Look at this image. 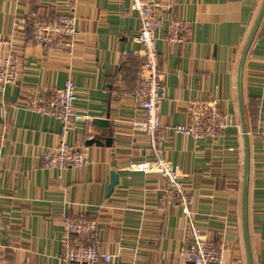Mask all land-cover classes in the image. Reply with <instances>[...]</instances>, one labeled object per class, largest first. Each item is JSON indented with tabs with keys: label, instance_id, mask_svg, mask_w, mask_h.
<instances>
[{
	"label": "crops",
	"instance_id": "1",
	"mask_svg": "<svg viewBox=\"0 0 264 264\" xmlns=\"http://www.w3.org/2000/svg\"><path fill=\"white\" fill-rule=\"evenodd\" d=\"M263 0H175L169 18L188 26L185 43L168 41V21L155 32L166 99L161 105L163 155L189 196L162 204L166 181L135 169L152 158L134 98L143 58L137 14L128 0H0V63L19 54L14 85L0 84V264H63L64 225L96 222L91 241L110 264H190L180 253L188 223L223 248L224 264H264V15L245 55L241 97L248 144L246 243L243 227L244 139L238 62ZM73 14L72 53L30 42L33 27ZM74 82L82 117L63 134L60 122L30 111L26 100ZM216 101L226 115L215 139L195 142L173 131L190 104ZM106 119L109 128L94 126ZM63 135L86 149L84 168H47L42 153ZM98 136L99 144H88ZM111 138L109 145L105 139ZM117 184L108 194L111 175ZM70 243H76L72 237Z\"/></svg>",
	"mask_w": 264,
	"mask_h": 264
},
{
	"label": "built area",
	"instance_id": "2",
	"mask_svg": "<svg viewBox=\"0 0 264 264\" xmlns=\"http://www.w3.org/2000/svg\"><path fill=\"white\" fill-rule=\"evenodd\" d=\"M129 10L137 14L139 29L136 43L143 58L140 67V80L134 91V98L142 108V117L132 123L133 128L143 133L149 141L152 158L141 162L135 169L147 175H157L166 181L162 204H182L186 207L189 196L186 193L183 177L163 155L161 143L164 139L161 130L160 109L166 99L165 82L159 66L155 32L168 21V41L185 43L188 26L184 20L169 18L175 0H128ZM79 38L76 18L73 14H60L50 21H40L33 27L30 42L44 50L64 48L72 53ZM19 54L8 51L0 63V84L14 85L17 80ZM77 99L74 82L68 79L61 88H55L48 95L31 97L26 107L37 114L48 115L61 123L63 134L82 117L74 110ZM187 123L178 125L173 131L191 137L195 142L215 139L225 127L226 115L219 110L216 101L204 105L190 104L187 108ZM43 164L47 168L81 169L89 164L86 149L67 144L61 135L51 150L42 153ZM190 241L180 253V259L190 264H224L223 248L208 239L192 223ZM96 222L82 217L68 219L64 225L63 264H110L111 254L101 252L91 241ZM74 238L76 243L71 244Z\"/></svg>",
	"mask_w": 264,
	"mask_h": 264
},
{
	"label": "water",
	"instance_id": "3",
	"mask_svg": "<svg viewBox=\"0 0 264 264\" xmlns=\"http://www.w3.org/2000/svg\"><path fill=\"white\" fill-rule=\"evenodd\" d=\"M264 15V0L262 1L261 7L259 9V12L257 14V17L254 21V24L249 32V35L247 37V40L244 44V47L242 49L239 62H238V69H237V90H238V104H239V112H240V120H241V126L243 130V139H244V152H245V162H244V188H243V227H244V235L246 243H248L247 240V234H246V195H247V179H248V144H247V136H246V128H245V117H244V110H243V102L241 97V73H242V67L245 59V55L247 53V50L249 48V45L259 27L261 24L262 18ZM94 126L109 128V122L106 119L103 120H94L93 121ZM98 136H94L92 140H89L87 143L92 144L98 142ZM111 138L105 139V144L109 145L111 143ZM117 184V175L112 174L111 175V181L108 186V194H110L114 188V186ZM250 264V261L249 263Z\"/></svg>",
	"mask_w": 264,
	"mask_h": 264
}]
</instances>
